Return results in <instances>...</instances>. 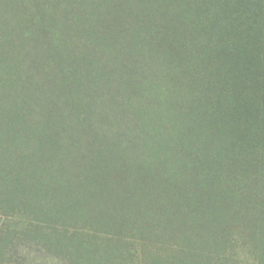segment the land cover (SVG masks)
<instances>
[{
  "label": "rangeland",
  "instance_id": "rangeland-1",
  "mask_svg": "<svg viewBox=\"0 0 264 264\" xmlns=\"http://www.w3.org/2000/svg\"><path fill=\"white\" fill-rule=\"evenodd\" d=\"M205 1L0 0V264H264V0Z\"/></svg>",
  "mask_w": 264,
  "mask_h": 264
},
{
  "label": "trees",
  "instance_id": "trees-1",
  "mask_svg": "<svg viewBox=\"0 0 264 264\" xmlns=\"http://www.w3.org/2000/svg\"><path fill=\"white\" fill-rule=\"evenodd\" d=\"M210 1V2H209ZM209 1H205V5H207V6H210V5H213V6H216V7H220L219 6V4H216V1H214V0H209ZM214 2V3H213ZM218 3H221L220 1H218ZM230 4H231V2H230ZM232 5V4H231ZM223 18V17H222ZM220 19H221V17L219 16V14L218 15H216L215 14V18H214V21H220ZM210 20L211 21H213L212 20V18H210ZM262 20H263V23H264V18H262ZM245 25H247V27L248 28H251V27H253L254 29H256V31H264L263 29H260L261 27H264V24L263 25H259V26H257V22H252L251 20H246L245 19V23H244ZM242 28L244 27L243 25L241 26ZM123 29H125V28H123ZM212 29L214 30V31H217V29H218V27H217V24L215 25V24H213V26H212ZM219 29H221V25L219 26ZM245 29H242V30H239L238 29V31H237V37H239V34L240 33H242V32H245L244 31ZM240 31V32H239ZM124 32V31H123ZM263 34V36L262 37H264V32L262 33ZM240 45H239V49L241 48V51L244 53V54H246V58H255L256 57V52H254V51H251L249 48H248V45H247V43H245V42H242V41H240ZM210 48H211V51H210V55H212V56H210L209 58L210 59H214V58H216V56L215 55H217L218 56V54L220 53V52H222V49L223 48H225V46H223V44H222V42H218V41H211V44H210ZM236 49H237V47H236ZM256 65H258V66H260V65H262V64H259V63H256ZM264 66V65H263ZM239 68H241V70L243 71L244 70V72L246 71V70H248L246 67H244V65L243 64H240V67ZM263 68V67H262ZM258 69H261V68H258ZM214 86V85H213ZM207 100H209V101H207ZM207 102H211V101H213V100H211V97H207ZM211 100V101H210ZM227 110L228 111H230V112H232L233 110L232 109H230L229 107H227ZM17 154H20V152H15V154L14 155H17ZM264 168V167H263ZM103 174H105V171H103V170H101V169H99V168H96V167H93V172H92V174L90 175L91 177L92 176H94V175H96V177H93L94 178V180L96 179L97 180V178H100L99 179V181L100 180H102V178H104V177H106V175L105 176H103ZM107 174V173H106ZM110 180V179H109ZM97 182V181H96ZM4 186H6V185H4ZM94 187L96 188V186L94 185ZM100 192H98L97 190H95V194L96 195H98ZM217 227V226H216ZM209 247V251H211V250H213V248L212 247H210V246H208ZM211 253V252H210ZM210 253H205V255H207V257H209V255H210ZM210 258V257H209Z\"/></svg>",
  "mask_w": 264,
  "mask_h": 264
}]
</instances>
